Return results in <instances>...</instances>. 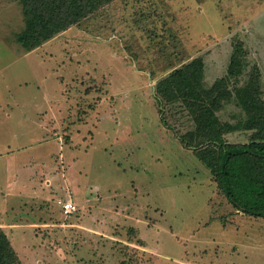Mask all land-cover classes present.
<instances>
[{
  "label": "rangeland",
  "instance_id": "374dc122",
  "mask_svg": "<svg viewBox=\"0 0 264 264\" xmlns=\"http://www.w3.org/2000/svg\"><path fill=\"white\" fill-rule=\"evenodd\" d=\"M24 26L23 3L0 0V223L24 224L4 229L21 264H264V216L228 201L178 136L195 129L193 116L165 104L166 126L156 95L161 77L202 57L204 85L224 77L234 92L219 118L246 117L234 90L258 66L264 97V0H113L30 52L17 38ZM238 40L246 66L228 78ZM29 161L59 171L51 186L42 176L29 192ZM68 185L119 208L98 239L73 223L93 215L36 197L65 199ZM50 216L66 225L29 224Z\"/></svg>",
  "mask_w": 264,
  "mask_h": 264
},
{
  "label": "trees",
  "instance_id": "16d2710c",
  "mask_svg": "<svg viewBox=\"0 0 264 264\" xmlns=\"http://www.w3.org/2000/svg\"><path fill=\"white\" fill-rule=\"evenodd\" d=\"M20 1L23 3L25 26L17 38L26 51H30L71 25L94 15L113 0ZM245 66L246 51L242 41L238 40L226 77L242 74ZM204 71L203 58L195 57L173 68L157 81L156 95L161 120L169 126L165 104L179 103L186 107L196 127L182 134L177 133L181 142L193 149L211 169L219 190L237 210L264 216V97L261 70L254 66L249 81L234 90L246 112V117L235 123L223 122L217 114L223 100L234 94L221 86L228 79L218 78L211 87H206ZM236 130H250L248 141H229L226 134ZM0 264H21L17 250L1 226Z\"/></svg>",
  "mask_w": 264,
  "mask_h": 264
},
{
  "label": "crops",
  "instance_id": "0c3cea01",
  "mask_svg": "<svg viewBox=\"0 0 264 264\" xmlns=\"http://www.w3.org/2000/svg\"><path fill=\"white\" fill-rule=\"evenodd\" d=\"M35 49H33V50H35ZM33 50H30V51H33ZM30 51H28V52H30ZM26 167L28 168L29 171L26 172V173H21V174H22V177L26 174L27 178L32 181V183L28 184L30 189H31V191H29V192H31V194L34 193V188L35 189L37 188V186H36L37 182H35V179L42 178V176H44L45 185L51 186V183L54 182L52 176L59 174V171L55 172L54 169H52L50 171V173H48V171L46 170L47 168H45V169H43V168L42 169H37V168L34 167V165L32 163H30V161L28 163H26ZM21 174L20 173L16 174L17 178ZM41 184H43V183L41 182ZM69 186L70 185H68V187L65 188L66 195H67L65 199H63V197H59L58 196V193H56V192H58L57 190L49 191V193H47L46 195L44 194V192L42 193V191L40 190V195H37L36 197L43 198L42 196H44V198L47 201H49L50 203H51V200L58 199L57 202L59 204H63V201H65V200H73L78 205L79 211H83L86 216L91 217L93 215V217H94V218H92L93 223H86V222H84L82 220L76 221V222H73V223L76 224L77 226L79 225V227L81 226L83 228L87 227L89 229H92L93 230L92 232H89V230H82V229L81 230H82V232H85V234H88V235L90 234L93 237V239H95V238L98 239L99 238V234H96V231H99L100 227L111 228L112 226H110V225L114 224V223H112V222L107 220V214L108 215H113L111 213V211H115V210L118 213H120L119 208L117 206H114V205H112V208H111V207H109V205H103L100 202H93V201H99L100 200L99 199V194H98V190L99 189H93L94 190V192L92 191L93 195L87 196V194L83 193L82 190H80L79 188L71 189V187H69ZM62 208H63V206H62ZM100 211H102L101 212L102 215H100ZM124 216H126V214H124ZM54 220L55 219H53L52 216H50L49 219H44L43 218V219H40L38 222H31L29 224L32 225V227L42 226V227H48V229L51 228L52 225H55V224H57V225H66V223H63V222L58 224V223H56L57 221L56 220L54 221ZM74 224H72V223L69 224L68 223L67 226L68 225H74ZM117 224H119V223H117ZM23 225L24 224L20 223V222H13V223H9V224L0 223V226L3 229H6L5 226H9V227H12V228L13 227L19 228V227H21ZM120 225L124 226V224H122V223ZM69 229L66 228V226H64V229L61 228L62 233H63V231H67ZM76 229H77V227H76Z\"/></svg>",
  "mask_w": 264,
  "mask_h": 264
},
{
  "label": "built area",
  "instance_id": "2783aa9c",
  "mask_svg": "<svg viewBox=\"0 0 264 264\" xmlns=\"http://www.w3.org/2000/svg\"><path fill=\"white\" fill-rule=\"evenodd\" d=\"M63 210L66 215H70L76 211H78L79 207L73 200H65L63 201Z\"/></svg>",
  "mask_w": 264,
  "mask_h": 264
}]
</instances>
